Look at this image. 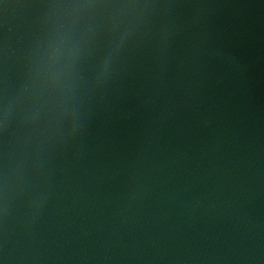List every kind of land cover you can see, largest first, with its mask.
<instances>
[{
	"label": "water",
	"instance_id": "95a60500",
	"mask_svg": "<svg viewBox=\"0 0 264 264\" xmlns=\"http://www.w3.org/2000/svg\"><path fill=\"white\" fill-rule=\"evenodd\" d=\"M0 264H264V0H0Z\"/></svg>",
	"mask_w": 264,
	"mask_h": 264
}]
</instances>
